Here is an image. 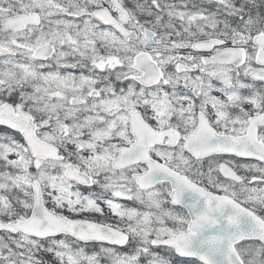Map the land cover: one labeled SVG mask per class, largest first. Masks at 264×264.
<instances>
[{"label": "snow or ice", "instance_id": "1", "mask_svg": "<svg viewBox=\"0 0 264 264\" xmlns=\"http://www.w3.org/2000/svg\"><path fill=\"white\" fill-rule=\"evenodd\" d=\"M0 264H264V0H0Z\"/></svg>", "mask_w": 264, "mask_h": 264}]
</instances>
